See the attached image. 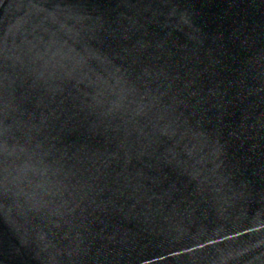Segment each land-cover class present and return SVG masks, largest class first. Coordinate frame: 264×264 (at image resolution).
<instances>
[{"label":"water","instance_id":"95a60500","mask_svg":"<svg viewBox=\"0 0 264 264\" xmlns=\"http://www.w3.org/2000/svg\"><path fill=\"white\" fill-rule=\"evenodd\" d=\"M0 264H264V0H0Z\"/></svg>","mask_w":264,"mask_h":264}]
</instances>
